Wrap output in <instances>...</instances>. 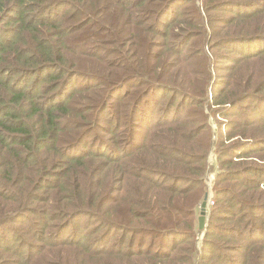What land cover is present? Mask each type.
<instances>
[{
    "label": "trees",
    "instance_id": "trees-1",
    "mask_svg": "<svg viewBox=\"0 0 264 264\" xmlns=\"http://www.w3.org/2000/svg\"><path fill=\"white\" fill-rule=\"evenodd\" d=\"M211 49L223 52L213 62ZM138 84L146 87L135 111L128 103L121 115L152 124L167 100L160 127L131 155L135 144L118 139H96L94 152L87 138L98 110L107 115L111 91ZM88 91L90 117L78 107ZM188 105L195 110L182 118ZM76 116L79 133L70 130ZM136 172L145 178L133 180ZM137 207L147 213L137 217ZM82 221L89 231L80 232ZM113 230L121 236L107 250ZM0 233V264L16 263L10 252L23 264H264V0H0Z\"/></svg>",
    "mask_w": 264,
    "mask_h": 264
},
{
    "label": "rangeland",
    "instance_id": "rangeland-1",
    "mask_svg": "<svg viewBox=\"0 0 264 264\" xmlns=\"http://www.w3.org/2000/svg\"><path fill=\"white\" fill-rule=\"evenodd\" d=\"M226 14L227 13H224V15H226ZM191 15L194 16V11L191 10V9H188V14L186 15V17H191ZM152 24H155L154 27H151L153 29H158V28H161V30L164 29L163 26H161V27L157 26L155 21H153ZM128 30L129 29H126L124 31L125 35H127ZM78 35L81 36V34H78ZM164 40H165V37L163 39H160V40L158 39V43H156V45H155V46H157L159 48L158 50H163L164 49V45H165V41ZM81 41L78 43V44H80V46L82 45ZM148 49H150L152 54L154 53V51L151 48H148ZM146 50H147V47H146ZM234 52L236 53V50H234ZM219 53L223 54L222 51H217V50L211 49V54H212V60L211 61L212 62L216 59V56ZM143 55H144V52H143ZM118 58L119 57H117V59ZM150 58H152V55H151ZM221 59L223 60V57H221ZM110 60L111 61L116 60V55H111L110 57H108V64H112ZM121 63H122V61H120V59H118V61H116L115 66L120 65ZM214 65H215V70H216L215 75H216V77H218V80H219L220 84H222V82H223V78L222 77L224 75V72H221V71L217 70V65H218L217 60H216V63H214ZM115 69H116V67H115ZM216 81H217V78H216L215 82ZM82 85L83 84H80V86H82ZM128 86L129 85H125V88H123V90L119 89V90H116V91H111V94H112L111 97L107 98V101H108V112H107V115H105V113L103 112V109H102L103 108L102 106L105 107V105H102L100 107V109H99L100 113H99V110H98V117H97V120H96L97 127L94 128V133L92 134V136L87 138L88 141H89V144H90V148L94 152H96L99 149L98 145H97V142H96V139L103 138V139H107L109 141H114V140L118 141L119 140L118 141L119 142L118 146H122V148H125V147L126 148H132V146L135 144V147L128 151L129 154H127V155H131L134 152H138V149H140L143 146H145L147 144V141H149L151 139V137H152L151 133H152L153 127H155L153 132L157 128L160 127L159 121L161 123L162 122L161 119L163 118V117L160 118V114L162 112L161 109L164 110L167 107L168 102L165 104V102L167 100H164L161 103L160 107L155 111V115L151 116V120H154V123H152V124L151 123L148 124V123L142 121L141 119L138 122L137 121H131L129 123L128 120H127V117L124 116V115H121V113H124V111L126 110L124 107L128 103L132 104L133 110L135 111V107L136 106H135L134 100L136 99V95H137L136 92L137 91H143L145 89V87H146L145 85H140V84L136 85V87H134V88H130ZM106 87H108V85H106L103 88H106ZM48 93H51V92H48ZM92 93H94V91H88V93H86V95H85L84 100L81 103H79V106H78L79 109H80L81 114L82 115H88L89 117L91 116V114L93 112V107H92V104H90V102H88L87 100H88L89 97L92 96ZM44 97L47 98L48 95L44 96ZM42 100L43 99H40L39 102H41ZM191 107H192L191 105H188L185 108V109H187L185 111L187 113L184 112L185 114L184 115L181 114L180 116L182 118L187 116V114L189 116H192V113H193L192 110H195V109H193ZM181 109H182V112H183L184 107H181ZM244 109H245V107L242 110L244 111ZM246 110L248 111V109H246ZM175 114L176 113L172 112L168 116L170 118V120H171L169 125H175L176 124V123H172V121H173V119L175 117ZM241 114H242V112H240V114L237 115V116H240ZM104 116L107 119H106V122L102 123V118H104ZM114 117H115V120L113 121L111 118L114 119ZM214 118H212V116L210 115V125H211L212 129L214 130V132L216 133L218 131V126H217V123L214 120ZM230 118L233 119L232 117H230ZM70 119L73 120V121L78 122V123H74V125L72 127H70V130L73 133H79L82 130L80 128V125H81V122H82L81 118L76 116L73 119L72 118H70ZM218 119L222 123L226 121L225 119H220V118L217 117L216 120H218ZM158 125H159V127H158ZM99 126H102L103 128H106V127L110 126L111 127V133L110 134H108V133L105 134L104 132H101ZM223 126L225 127L226 123H224ZM224 127H223V129H224ZM85 133H86V131H84L82 133V135H85ZM119 134H121V137L118 136ZM136 139L138 141H136ZM214 140H215V145H218L221 142V139H218L216 137H214ZM217 152L218 151L216 150L215 147L211 150L210 156L208 158V164L209 165H213L216 160L218 161ZM111 155H113V154H111ZM114 156L118 157L117 155H114ZM142 156L144 158L147 157L146 155H142ZM133 159H135V158H133ZM134 167L137 168L138 166H136L135 163H134ZM106 175H107V171H105L102 174V178H104ZM137 175L139 177H137ZM215 175H216L215 173L210 174L208 176V179H207V182H206L207 192L210 195L209 200H208V210H207V214H206V218H207L206 225L207 226H208V222H209V216H210L211 208H212V206H214L215 193H214V189H213L214 186L213 185H214V182H215ZM133 176H134L132 178L133 180H135L137 178H141V179L145 178L144 175L141 176L137 172H136L135 175L133 174ZM157 177L159 179L165 181V182H168V183L170 182L162 175H158ZM102 178L101 177L99 178V180H100L99 181V188L102 191H107V190L104 189V186H105L104 184L106 183V181H104ZM143 190H144V192H146V188L144 186H143ZM120 192L126 193L127 192V188H125L124 190L120 189L119 193ZM119 193L116 192V193L113 194V196H116ZM151 194H154V195H158L159 194V191H158L157 187L156 188H154V187L152 188V193ZM120 196L125 197L122 194H120ZM106 202H109V200L106 199ZM203 202H202V204H203ZM202 204H201V207H200V211L198 212V224H199V217L201 215ZM108 206L109 207L111 206L110 203H108ZM114 207L117 209L118 207H125V205H121L120 201H119ZM134 209H135L134 212L137 213V217H138V215L147 213L145 209H142V208H139V207L134 208ZM27 218H29V220H32V218H34V216H31V217L27 216ZM134 223L137 225V227L140 226V222L139 221L134 220ZM80 224H81V227L78 228L80 230V232H87V231H89L91 229L88 224L85 226L83 221ZM103 231H104V229H102L100 231V233L103 232ZM199 231H200V233L198 234V237L196 238V244H197L198 248L201 247L202 242H203V237H204V234H203L204 231H201V230H199ZM2 232L3 231H1V233ZM1 233H0V236H1ZM71 233H72V229L65 230V236L68 239H70L69 236L71 235ZM119 236H121V233L117 234V232L115 230H113L111 232V234H110L109 239L107 241H105L102 246L105 249H107V250H111L112 248L115 247L114 242L116 240L119 241V239H120V238H118ZM82 240H87L88 241V239H86L85 237ZM131 240H134V242H139L140 241V239H138V238H131L129 236L128 240H127V243H130ZM172 240H173L172 238H168L166 240V242H170V244H171ZM9 243H13V241H9ZM151 245H152V241L151 240L146 241V244H145L146 248H148V249L151 248ZM127 250H129V249H127ZM167 251H169V249H167ZM3 254L6 255L7 253H3ZM6 256H7L8 260H15L14 262H16V263L8 262V263H4V264H23L20 261V257L17 256L16 254H14L13 252L8 253V255H6ZM231 256H236V257H239V258L241 257V255H237V254H232Z\"/></svg>",
    "mask_w": 264,
    "mask_h": 264
},
{
    "label": "water",
    "instance_id": "water-1",
    "mask_svg": "<svg viewBox=\"0 0 264 264\" xmlns=\"http://www.w3.org/2000/svg\"><path fill=\"white\" fill-rule=\"evenodd\" d=\"M209 193L205 196V200L202 204V208H201V215L199 217V230L201 231H205L207 228L206 225V214H207V210H208V200H209Z\"/></svg>",
    "mask_w": 264,
    "mask_h": 264
}]
</instances>
